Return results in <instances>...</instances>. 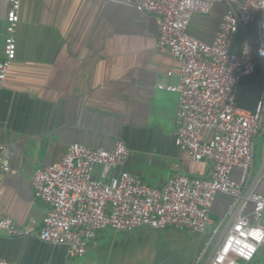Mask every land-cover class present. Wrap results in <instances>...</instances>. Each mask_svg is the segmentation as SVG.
Wrapping results in <instances>:
<instances>
[{"label": "crops", "instance_id": "obj_1", "mask_svg": "<svg viewBox=\"0 0 264 264\" xmlns=\"http://www.w3.org/2000/svg\"><path fill=\"white\" fill-rule=\"evenodd\" d=\"M8 7L9 0H0V59ZM225 9L219 3L210 14H195L189 32L212 42ZM19 15L17 57L0 89V145L8 147L11 163L6 171L0 161L1 211L38 233L49 205L35 196L33 175L60 160L72 143L111 150L122 139L129 149L123 168L153 186L177 174L210 175V162L191 160L176 144L179 94L159 84L179 82L180 62L157 45L153 14L115 0H21ZM244 39L239 32L234 49L240 51ZM235 92L241 108H256L264 92V60ZM258 138L263 160L256 169ZM239 175L237 168L233 176ZM255 180L264 194V123L255 139L250 182ZM233 202L231 195L217 193L206 238V231L176 227L108 228L76 258L65 245L37 234L13 237L0 231V256L17 264H166L177 256L171 264H181L177 254L194 242L197 252H210L209 259L232 221ZM251 210L249 205L247 212Z\"/></svg>", "mask_w": 264, "mask_h": 264}, {"label": "built area", "instance_id": "obj_2", "mask_svg": "<svg viewBox=\"0 0 264 264\" xmlns=\"http://www.w3.org/2000/svg\"><path fill=\"white\" fill-rule=\"evenodd\" d=\"M115 1L156 17L157 45L180 62L179 82L159 84L179 94L176 144L191 160L210 162V175L177 174L164 185L153 186L123 168L129 149L122 139L111 150L72 143L60 160L38 168L33 175L35 196L49 205L40 231L20 225L1 210L0 231L13 237L37 234L65 245L67 254L78 258L86 254L98 232L108 228L176 227L204 233L212 223L217 193H225L234 198L232 221L206 264L252 262L264 245V194L257 190L258 180L250 182L255 139L264 123V92L256 108L249 111L238 105L235 90L264 60V0ZM219 3L226 9L213 41L192 35L193 16L210 14ZM20 7L21 0H9L0 89L17 57ZM241 31L245 39L237 51L234 43ZM205 131L211 135L207 137ZM0 161L10 171V151L4 144L0 145ZM237 168L240 175L236 179L233 172ZM0 264L17 263L0 256Z\"/></svg>", "mask_w": 264, "mask_h": 264}, {"label": "rangeland", "instance_id": "obj_3", "mask_svg": "<svg viewBox=\"0 0 264 264\" xmlns=\"http://www.w3.org/2000/svg\"><path fill=\"white\" fill-rule=\"evenodd\" d=\"M260 139H257V146H256V156H255V168L257 169V166H259L260 161L263 160V147L261 145ZM212 229V226L210 225L206 232H205V238L210 233ZM169 231V230H168ZM163 235L156 234V236ZM161 237V236H160ZM204 238V237H203ZM189 239H193V236H189ZM205 243V241H204ZM198 244L195 245L194 242H189L187 245V249L185 251L179 252L177 255L181 256L179 259L181 261V264H206V261H208V256L210 252L208 250H203L202 252H197ZM170 258V257H169ZM178 258L177 256L172 259H167L166 264H171L173 261ZM172 260V262H171ZM160 264V263H159ZM252 264H264V245L260 248L257 257L254 259V262Z\"/></svg>", "mask_w": 264, "mask_h": 264}, {"label": "clouds", "instance_id": "obj_4", "mask_svg": "<svg viewBox=\"0 0 264 264\" xmlns=\"http://www.w3.org/2000/svg\"><path fill=\"white\" fill-rule=\"evenodd\" d=\"M253 235H255L258 240L261 239V237L259 236V234H255L254 233ZM252 251H254V249H252ZM248 255L250 256L251 255V252H249Z\"/></svg>", "mask_w": 264, "mask_h": 264}]
</instances>
